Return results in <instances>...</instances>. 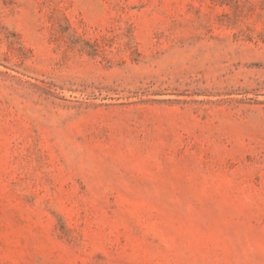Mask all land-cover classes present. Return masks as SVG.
Instances as JSON below:
<instances>
[{
	"label": "rangeland",
	"instance_id": "1",
	"mask_svg": "<svg viewBox=\"0 0 264 264\" xmlns=\"http://www.w3.org/2000/svg\"><path fill=\"white\" fill-rule=\"evenodd\" d=\"M0 264H264V0H0Z\"/></svg>",
	"mask_w": 264,
	"mask_h": 264
}]
</instances>
